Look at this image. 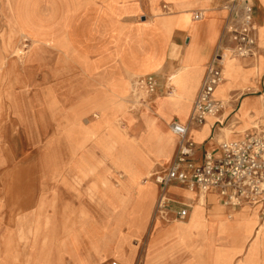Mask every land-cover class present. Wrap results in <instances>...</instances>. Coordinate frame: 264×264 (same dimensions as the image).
<instances>
[{
  "label": "crops",
  "instance_id": "obj_1",
  "mask_svg": "<svg viewBox=\"0 0 264 264\" xmlns=\"http://www.w3.org/2000/svg\"><path fill=\"white\" fill-rule=\"evenodd\" d=\"M160 1L0 0V108L7 101L9 93H4V87L8 85L36 92L32 104L42 108L44 137L50 122L54 123L49 140H43L51 184L60 182L68 192L98 202L103 211L97 217L93 211L60 203L52 185L49 199L42 191L37 216L40 228L35 227L37 220L30 228L27 262L34 242L38 254L30 264H40V251L41 264L117 260L110 259L109 242L102 244L94 238L93 223L102 231L124 200L133 197L136 235L143 249L140 252L134 244L127 252V264H264V233L262 239L259 236L263 224L256 208H226L213 192L202 199V194L173 184L166 190L167 207L157 209L161 187L152 180L153 172L172 162L178 137L170 136V124L174 120L187 124L194 103L188 111L183 107L174 111L173 102L164 98L177 90L178 72L184 67L189 69L190 82L197 81L196 98L227 18L223 0L212 9L202 10L199 4L175 12L161 10ZM250 1L256 23L263 25L264 0ZM197 13L200 19L194 18ZM23 39L31 43L28 51L19 46ZM19 48L22 52L17 53ZM250 58L227 56L237 79H222L215 93L225 101L226 110L217 118L189 126V138L201 153H218L219 139L225 138L221 129L232 123L244 102L253 110L249 125L239 129L235 124L227 139H242L263 126L259 122L264 121V114L257 113L264 92V68L254 77L257 86L252 82L257 68ZM35 63L43 68L39 82L32 79ZM150 74L156 75L158 92L164 94L157 93L132 112L134 108L126 106L136 94L131 82ZM47 80L71 92L49 96L42 92ZM248 87L253 93H245ZM148 124L153 129L151 148L143 144ZM96 150L102 152V161L93 160ZM76 155L86 156L92 166L89 172L104 170L105 176L97 174L87 183L90 174L83 173L85 164L73 163ZM110 171H120L124 178ZM113 179L119 180L120 188L108 197L100 187ZM185 208L188 216L180 219L178 212ZM46 219L51 224L48 228ZM57 230L61 235H52L51 248L43 246L48 231Z\"/></svg>",
  "mask_w": 264,
  "mask_h": 264
},
{
  "label": "rangeland",
  "instance_id": "obj_2",
  "mask_svg": "<svg viewBox=\"0 0 264 264\" xmlns=\"http://www.w3.org/2000/svg\"><path fill=\"white\" fill-rule=\"evenodd\" d=\"M170 1L171 0H161L160 9L164 11L170 9L175 12L182 11L191 5H194L195 9L200 4V9L206 10L218 7L219 5L218 0H179L181 3L178 5L174 3L176 0H172L173 4H171ZM223 3L222 7L226 11V1L223 0ZM256 11H258V8H256ZM256 25L258 45L256 55L252 58L257 68V73L252 77V82L254 84H256L254 77L260 76V68H264V60H260V58H264V56L261 55V50L264 49V19L263 25H258L257 23ZM30 45V41H25L24 39L20 40L19 46L24 51H28ZM42 70L43 68L40 63L32 65V79L35 80V82H39V79L41 80ZM184 74H186L185 79L190 77L188 68L184 69ZM4 88L6 90L4 93H9V95L6 103L0 108V264H30V262L37 258L38 254L36 252L38 250L37 245L34 242L32 254L29 257V262H27L26 258L29 252H31V242L29 239L30 228L33 227L34 222L37 220L39 202L42 197L41 194L46 191L48 199L51 197L50 188L52 184L49 180V178H51L50 167L48 165L49 155L46 151L47 142L45 141V144L43 140H49L48 135L50 134L51 136L54 123L50 122L47 132L49 134H45L44 137L42 135V126L44 123L42 108L32 104L36 92L19 86L10 88L8 85ZM253 90V88L248 87L245 89V93H253ZM42 92L49 96H57L58 94H69L71 91H67L66 86H61L56 81L47 80L43 82ZM158 93L161 95L164 94L163 92ZM151 96L152 95H148L142 90H138L136 94L130 98V102L126 103V106L128 108L130 107V109L134 108L132 112H137L140 105ZM164 99L167 102H172L176 97L166 95ZM259 100L260 110L257 115L264 114V100H262L261 97ZM39 113L40 118H38ZM259 123L264 126V121L261 120ZM118 126L121 129L123 127L122 124ZM146 128L147 133L143 140V144L151 148L153 140L150 135L153 129L149 124ZM171 133H173L175 139H177V136L172 130ZM227 140L231 139L222 138L220 142ZM92 157L95 161L103 160V155L100 150H96ZM73 163L85 164V166H83V173L85 175L90 174L87 183L94 181L98 176L97 174L105 176L104 170L95 171L94 173L89 172L92 166L84 155L74 156ZM159 170L160 169L156 168L153 172V176ZM110 172L120 179L124 178L120 171ZM105 181L104 179V182ZM52 186L55 189L57 201L60 203L69 204L70 207L76 210L84 208L93 211L97 217L103 216L101 215L103 214L101 205L98 202L82 199L78 194L68 192L58 181L53 183ZM44 188H46V190H44ZM119 188L120 182L118 179H113L109 184L101 185L100 187L101 191L108 197H113L115 195L114 191H117ZM135 203L136 199L134 197L125 199L119 212L116 216L109 218L105 229L102 231L95 229V223H93L94 227L92 234L95 236L94 238L102 244L109 242L110 259L120 260L124 264H127L125 261V258L128 257L127 252L134 244L140 252L143 249V242L136 235L137 220ZM97 221L98 220H96V222ZM50 225H48L46 219V228L50 227ZM35 226L36 229L40 228V220L35 222ZM57 234L61 235L59 230L55 233L48 231L43 246H50L51 248L52 241L50 242V240L52 235L56 236ZM54 239H56V237H54ZM41 255L40 251V255L37 259L40 264ZM106 264H108V262Z\"/></svg>",
  "mask_w": 264,
  "mask_h": 264
},
{
  "label": "built area",
  "instance_id": "obj_3",
  "mask_svg": "<svg viewBox=\"0 0 264 264\" xmlns=\"http://www.w3.org/2000/svg\"><path fill=\"white\" fill-rule=\"evenodd\" d=\"M227 18L220 43L207 65L205 75L187 124L174 120L171 130L178 137L177 148L170 165L153 176L161 187L157 209L167 207L166 190L173 184L190 192L217 194L226 208L243 205L257 208L260 222L264 224V126L254 129L242 139L227 140L219 145L218 153L200 149L189 138V126L202 124L206 117L224 109L222 101L214 93L222 82L223 67L227 56L250 58L256 55L257 25L254 7L250 0H225ZM200 19L201 14L194 15ZM138 90L146 94L158 93V78L150 74L135 78ZM188 216V210L178 212L180 219ZM108 264H122L112 260Z\"/></svg>",
  "mask_w": 264,
  "mask_h": 264
},
{
  "label": "bare ground",
  "instance_id": "obj_4",
  "mask_svg": "<svg viewBox=\"0 0 264 264\" xmlns=\"http://www.w3.org/2000/svg\"><path fill=\"white\" fill-rule=\"evenodd\" d=\"M19 52H22L20 50V48L17 49V53H19ZM186 68L187 67H184L182 70H180L178 72V78H177V80H179V86H178L177 90L175 92H173V93L166 94L168 96H175L176 97V99L172 101L173 102V110L174 111H176L177 108H179V107L186 108V110L188 111L189 108H190V105L194 101L195 94H196V91H197V88H198L197 81H195L194 83H191L190 82V77H188V79H185L186 74H184V69H186ZM233 69H234V67L231 65V63H228V61H226L225 62V67H224V72H223V78L222 79L227 80V81H231V80H234V79L236 80L237 79V75L233 73ZM131 83H132L131 84V87H132L131 90L134 93H136L138 91V88L135 85V78L132 80ZM217 88H216V90H217ZM128 90H129V88H128ZM216 90H215V93H216ZM215 93H214V95H215ZM156 94H153L152 96H154ZM261 98H262V100H264V92L261 95ZM148 99L149 98H147L146 100H148ZM216 99H218V98H216ZM218 100L222 101V103L224 104V109L220 113L212 114V115L207 116L206 117V121L208 119H210V118H217V117H219V115L222 114L226 110V103H225V101L224 100H221V99H218ZM252 111L253 110L249 107V105H247L246 102H244L243 105H242V107H241V109L238 111V113L236 115V118L232 120V123L229 126H225V127H223L221 129L222 130L221 132L223 133V136L225 138L230 137L232 135V133L234 132V127L233 126L235 124H238V126H239L238 128L239 129L246 128L249 125V119L248 118L252 115L251 114ZM169 133H170V136L174 137L173 133H171V130H170ZM167 137H168V135H166V138ZM201 197H202V199H204L205 198L204 194H202ZM197 209H198V207H196V210ZM37 227H38V225H37ZM259 233H261V234H259V236L261 238V236L264 233V226H262L259 229Z\"/></svg>",
  "mask_w": 264,
  "mask_h": 264
}]
</instances>
